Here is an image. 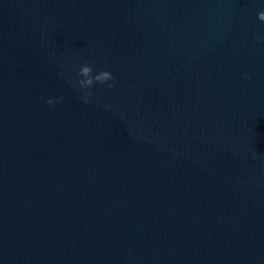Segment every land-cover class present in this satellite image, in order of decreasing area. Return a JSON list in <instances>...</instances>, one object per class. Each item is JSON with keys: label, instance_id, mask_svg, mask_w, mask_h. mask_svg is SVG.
<instances>
[{"label": "water", "instance_id": "95a60500", "mask_svg": "<svg viewBox=\"0 0 264 264\" xmlns=\"http://www.w3.org/2000/svg\"><path fill=\"white\" fill-rule=\"evenodd\" d=\"M262 10L0 0V264H264Z\"/></svg>", "mask_w": 264, "mask_h": 264}, {"label": "clouds", "instance_id": "9594fccd", "mask_svg": "<svg viewBox=\"0 0 264 264\" xmlns=\"http://www.w3.org/2000/svg\"><path fill=\"white\" fill-rule=\"evenodd\" d=\"M258 19L264 22V10L258 13ZM78 76L80 78L72 82L74 83V85L78 86V91L81 92V99L85 103L90 102V98L93 95L91 89L96 83H99L101 85L107 84L108 88L115 87V77L113 76V73L111 71L107 69H102L94 74L93 67L88 63H84L83 65H81ZM109 81H112V83H108ZM63 100H64L63 96L50 97L46 100V103L48 105H53L54 103L57 102L62 103ZM253 155L255 156L256 153H253Z\"/></svg>", "mask_w": 264, "mask_h": 264}]
</instances>
